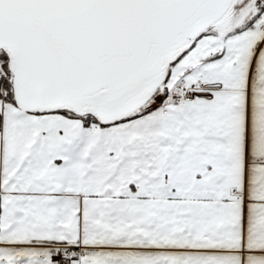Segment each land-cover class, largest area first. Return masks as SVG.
<instances>
[{
    "label": "snow or ice",
    "instance_id": "6c2138e0",
    "mask_svg": "<svg viewBox=\"0 0 264 264\" xmlns=\"http://www.w3.org/2000/svg\"><path fill=\"white\" fill-rule=\"evenodd\" d=\"M0 264H264V0H0Z\"/></svg>",
    "mask_w": 264,
    "mask_h": 264
}]
</instances>
